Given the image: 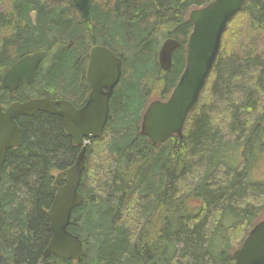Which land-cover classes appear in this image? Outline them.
Instances as JSON below:
<instances>
[{
    "label": "trees",
    "instance_id": "16d2710c",
    "mask_svg": "<svg viewBox=\"0 0 264 264\" xmlns=\"http://www.w3.org/2000/svg\"><path fill=\"white\" fill-rule=\"evenodd\" d=\"M213 1L91 0L85 23L74 0H0L4 109L36 98L82 107L93 44L126 62L104 135L87 145L79 188L85 202L69 227L85 257L42 262L56 176L82 148L60 117L37 113L17 119L21 145L8 152L2 173L0 264H234L264 210V180L255 176L264 164V0H249L230 22L184 138L155 147L140 133L148 84L160 73L171 92L184 68L190 12ZM166 39L181 43L169 73L158 62ZM36 52H46L37 82L3 89L10 67Z\"/></svg>",
    "mask_w": 264,
    "mask_h": 264
},
{
    "label": "water",
    "instance_id": "95a60500",
    "mask_svg": "<svg viewBox=\"0 0 264 264\" xmlns=\"http://www.w3.org/2000/svg\"><path fill=\"white\" fill-rule=\"evenodd\" d=\"M249 0H214L201 9L190 12L193 31L186 44V67L167 101H153L144 113L141 134L157 147L172 137L182 138L187 122L196 111L209 78L220 55L223 37L230 22L241 12ZM81 11L83 21L91 20V0H74ZM181 47L176 39H167L159 51V64L163 71L173 68V56ZM46 52H36L20 58L5 73L3 89L14 93L24 82L33 86L37 71ZM123 61L107 47H95L90 52L87 80L90 94L86 103L76 108L68 100L53 101L36 98L26 102H14L6 109L0 105V184L7 163L8 152L21 145L20 117H33L47 113L61 118L67 134L74 144L82 148L75 164L57 175L56 195L49 209L52 238L43 253L65 261L79 262L85 257L83 241L72 234L73 212L85 197L80 194L86 163L87 145L102 138L110 116V101L123 76ZM234 264H264V220L249 232L242 246L234 254Z\"/></svg>",
    "mask_w": 264,
    "mask_h": 264
},
{
    "label": "flooded vegetation",
    "instance_id": "af4514ba",
    "mask_svg": "<svg viewBox=\"0 0 264 264\" xmlns=\"http://www.w3.org/2000/svg\"><path fill=\"white\" fill-rule=\"evenodd\" d=\"M193 31V30H192ZM95 47H107V48H109L108 46H104V45H96V44H93V46H92V49L93 48H95ZM161 47H162V45H161ZM161 47L159 48V50H158V56H159V51H160V49H161ZM91 49V50H92ZM111 49V48H110ZM112 50V49H111ZM179 50V49H178ZM177 50V51H178ZM113 51V50H112ZM177 51H175V53H174V56H173V59L175 60V55H176V52ZM91 52V51H90ZM114 52V51H113ZM115 53V52H114ZM117 55V57L118 58H120V59H122V61H123V72H124V66H125V61H124V59H123V57L121 56V54L120 55H118V54H116ZM89 58H90V56H89ZM174 60H173V66H174ZM158 62H159V58H158ZM185 67H186V52H185V56H184V68H183V71H184V69H185ZM160 68H161V66H160ZM161 70H162V68H161ZM173 70V68L170 70V71H163V72H165V73H169V72H171ZM183 71H182V73H183ZM182 73H181V75H182ZM180 75V76H181ZM179 79H180V77H179ZM179 81V80H178ZM24 83V82H23ZM22 83V84H23ZM158 83H159V81H158ZM177 83L178 82H176V83H174V85H173V89L171 90V92L168 94V95H166V93L169 91V89L167 90L166 89V87L165 88H161L160 87V85H157V83L156 82H151V83H149V90H147V94H151V92H154V91H157V92H159V98L158 99H156V100H159V101H167L170 97H171V95H172V92H173V90H174V88L176 87V85H177ZM117 88L118 87H116V89H115V91L117 90ZM115 93V92H114ZM114 95V94H113ZM163 95V96H162ZM113 97V96H112ZM156 100H152L151 102H149L148 103V105H146L145 106V109H144V113L146 112V110H147V108H148V106L153 102V101H156ZM111 102H112V98H111V101H110V109H111ZM144 113H143V116H144ZM194 113V112H193ZM192 113V114H193ZM143 116H142V120H143ZM142 124V123H141ZM187 126V125H186ZM186 131V130H185ZM185 131H184V134H183V137L182 138H184V135H185ZM140 133H141V128H140ZM142 135V134H141ZM143 136V135H142ZM145 137V136H144ZM147 138V137H146ZM172 138H177V137H172ZM172 138H170V139H172ZM182 138H177V139H182ZM148 139V138H147ZM169 140V139H168ZM149 141V140H148ZM150 142V141H149ZM153 146V145H152ZM63 183L61 182L60 183V185H62Z\"/></svg>",
    "mask_w": 264,
    "mask_h": 264
},
{
    "label": "rangeland",
    "instance_id": "374dc122",
    "mask_svg": "<svg viewBox=\"0 0 264 264\" xmlns=\"http://www.w3.org/2000/svg\"><path fill=\"white\" fill-rule=\"evenodd\" d=\"M163 42H164V40L161 42V45H162ZM161 45L159 46V48L161 47ZM45 66H46V64H45ZM124 70H125V68H124ZM160 76H161V74L159 73V75L156 76L155 78H153V80H154V82L156 81L157 85H160L161 88H165L166 85H165L164 82L160 81L158 83V80H159ZM149 88L150 87L147 86V90H149ZM158 98H159V92H157V91L151 92V94L149 96V99H147V104L146 105H148V103L151 102L152 100H156ZM255 176H256L257 179L264 180V164L257 170V172H255ZM190 203L194 207L195 206L197 207V206L200 205V202L198 200L197 201L191 200ZM262 220H264V210L262 211V213L260 214V217H259V221H262ZM227 222L228 221H226L225 225H229L230 224V221L228 223Z\"/></svg>",
    "mask_w": 264,
    "mask_h": 264
},
{
    "label": "bare ground",
    "instance_id": "6f19581e",
    "mask_svg": "<svg viewBox=\"0 0 264 264\" xmlns=\"http://www.w3.org/2000/svg\"><path fill=\"white\" fill-rule=\"evenodd\" d=\"M174 60V59H173Z\"/></svg>",
    "mask_w": 264,
    "mask_h": 264
}]
</instances>
